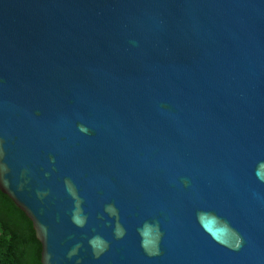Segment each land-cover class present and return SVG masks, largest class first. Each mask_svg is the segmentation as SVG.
Returning a JSON list of instances; mask_svg holds the SVG:
<instances>
[{
    "label": "water",
    "instance_id": "obj_1",
    "mask_svg": "<svg viewBox=\"0 0 264 264\" xmlns=\"http://www.w3.org/2000/svg\"><path fill=\"white\" fill-rule=\"evenodd\" d=\"M0 192L40 264H264V0H0Z\"/></svg>",
    "mask_w": 264,
    "mask_h": 264
},
{
    "label": "trees",
    "instance_id": "obj_2",
    "mask_svg": "<svg viewBox=\"0 0 264 264\" xmlns=\"http://www.w3.org/2000/svg\"><path fill=\"white\" fill-rule=\"evenodd\" d=\"M40 246L27 217L0 192V264H40Z\"/></svg>",
    "mask_w": 264,
    "mask_h": 264
}]
</instances>
